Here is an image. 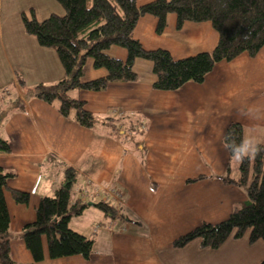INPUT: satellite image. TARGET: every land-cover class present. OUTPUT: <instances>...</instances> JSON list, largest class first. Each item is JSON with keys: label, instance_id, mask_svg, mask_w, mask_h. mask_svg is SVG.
I'll use <instances>...</instances> for the list:
<instances>
[{"label": "crops", "instance_id": "crops-1", "mask_svg": "<svg viewBox=\"0 0 264 264\" xmlns=\"http://www.w3.org/2000/svg\"><path fill=\"white\" fill-rule=\"evenodd\" d=\"M153 0H136L137 6ZM59 6V5H58ZM54 0H0V138L9 146L0 154V168L8 179L4 200L9 215V250L21 264H258L264 243L229 238L218 249L201 248L199 240L183 248L172 242L201 223L217 224L247 199L244 188L220 178L239 175L237 158L230 159L223 142L226 127L238 123L243 131V154L252 158L264 149V47L255 57L242 54L216 64L200 84L186 83L176 91L152 89L151 64L134 62L138 79L111 83L102 92L76 90L96 119L90 128L65 119L56 104L32 96L37 85L62 78L56 53L42 48L25 33L20 14L33 10L38 21L63 11ZM62 12H61V11ZM57 12V13H54ZM157 20L139 18L134 37L146 50H166L179 60L211 52L218 40L210 23H184L176 16L156 34ZM111 54L124 59V50ZM104 75L87 62L84 79ZM22 81L19 85L18 79ZM137 134L131 138L126 121ZM115 129L118 133H113ZM124 134V135H123ZM67 168L76 174L73 200L87 208L72 217L69 227L92 240V252L34 263L22 240V229L35 220L43 197H52L63 184ZM204 177L203 179H198ZM91 183L88 184L87 182ZM108 187L116 196H98ZM10 189L29 194L17 204ZM105 201L117 208L111 218L93 205Z\"/></svg>", "mask_w": 264, "mask_h": 264}, {"label": "trees", "instance_id": "trees-1", "mask_svg": "<svg viewBox=\"0 0 264 264\" xmlns=\"http://www.w3.org/2000/svg\"><path fill=\"white\" fill-rule=\"evenodd\" d=\"M62 15L51 14L38 21L33 10L22 12L20 18L27 35L37 44L53 50L63 68L62 78L47 85H37L32 96L47 104H56V110L65 119L90 129L96 119L84 102L70 96L76 90L102 92L111 83H133L138 76L134 62L144 60L151 64L152 89L176 91L186 83L200 84L220 62H230L242 54L255 57L264 47V0H153L137 6L136 0H54ZM176 16V28L186 22H208L218 35L211 52L200 53L175 60L163 49L146 50L134 37L140 17H155V32L161 34L166 17ZM124 50L126 57L117 58L111 50ZM104 75L85 80L87 62ZM18 83L22 81L18 77ZM133 121H126L128 135L133 138ZM116 132L115 129L112 130ZM124 135V134H123ZM230 159L239 161L237 178L228 175L220 178L227 185L244 188L247 199L234 207L231 214L217 224L201 223L186 234L176 238L172 247L183 248L199 240L201 248L216 250L229 238L240 239L246 233L250 244L264 243V149L258 146L252 158L243 154V131L240 124L230 123L223 135ZM10 151L9 144L0 138V154ZM10 173L0 168V264H21L12 260L9 250V215L4 200ZM199 177L198 179H203ZM75 172L67 168L63 184L52 197H43L35 208L34 222L22 229V240L34 263L43 260L42 240L45 239L49 259L80 256L87 260L92 252V240L69 227L72 217L87 208V203L73 200L72 187ZM17 204H27L29 194L10 189ZM93 206L111 218L117 208L105 201ZM258 264H264V259Z\"/></svg>", "mask_w": 264, "mask_h": 264}, {"label": "built area", "instance_id": "built-area-1", "mask_svg": "<svg viewBox=\"0 0 264 264\" xmlns=\"http://www.w3.org/2000/svg\"><path fill=\"white\" fill-rule=\"evenodd\" d=\"M87 183L90 184L91 182L88 181ZM94 192L99 197L102 196V197L107 198L108 196H116L115 191L108 187H98L94 190Z\"/></svg>", "mask_w": 264, "mask_h": 264}, {"label": "rangeland", "instance_id": "rangeland-1", "mask_svg": "<svg viewBox=\"0 0 264 264\" xmlns=\"http://www.w3.org/2000/svg\"><path fill=\"white\" fill-rule=\"evenodd\" d=\"M57 4V3H56ZM57 6H58V4H57ZM59 7V6H58ZM61 8V7H60ZM61 11V10H60ZM29 12V11H28ZM28 12H26V13H28ZM62 12V11H61ZM54 13H57V12H54ZM42 21V20H41Z\"/></svg>", "mask_w": 264, "mask_h": 264}, {"label": "water", "instance_id": "water-1", "mask_svg": "<svg viewBox=\"0 0 264 264\" xmlns=\"http://www.w3.org/2000/svg\"><path fill=\"white\" fill-rule=\"evenodd\" d=\"M88 205H93V204L90 203V204H88Z\"/></svg>", "mask_w": 264, "mask_h": 264}]
</instances>
